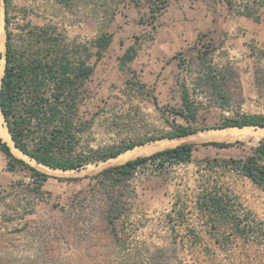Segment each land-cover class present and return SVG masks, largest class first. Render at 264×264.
I'll list each match as a JSON object with an SVG mask.
<instances>
[{"label":"rangeland","instance_id":"1","mask_svg":"<svg viewBox=\"0 0 264 264\" xmlns=\"http://www.w3.org/2000/svg\"><path fill=\"white\" fill-rule=\"evenodd\" d=\"M195 1L11 0L10 29L17 42L27 24L56 26L75 43L92 42L102 32L114 35L101 59L91 47L95 71L79 103L84 154L157 138L134 148L146 151L178 125L207 128L198 132L207 138L186 140L195 144L194 162L163 169L148 162L120 186L104 171L129 159L55 169L11 147L49 174L40 192L29 169H7L8 157L0 150V264H264V190L237 170L199 164L245 158L264 142L255 135L264 132L259 126L245 139H224L234 143L229 147L211 144L208 137L226 118L264 116V0ZM245 4L260 20L240 12L248 10ZM177 11L194 26L207 20L206 31L193 36L187 30L179 41L165 38L164 47L156 39L158 27ZM5 41L6 33L0 54ZM130 45L136 57L121 68ZM4 62L0 57V66ZM206 65L216 71L220 91L206 81ZM185 91L195 105L194 121L178 113ZM215 185L232 195L236 222L249 228L246 234L232 223L213 229L206 222L196 197L202 186Z\"/></svg>","mask_w":264,"mask_h":264},{"label":"trees","instance_id":"2","mask_svg":"<svg viewBox=\"0 0 264 264\" xmlns=\"http://www.w3.org/2000/svg\"><path fill=\"white\" fill-rule=\"evenodd\" d=\"M3 1L6 41L5 52L0 54V57L5 59L0 84V110L14 144L21 151L38 163L51 168L73 169L89 161L107 160L138 144L157 139L151 137L146 141L132 142L117 149L96 154V156L95 151L84 154L79 149V134L82 131L79 120V103L85 84L95 71V66L89 61L93 55L91 47L96 48L94 54L98 60L101 59L111 45L114 35L110 32H102L92 42L75 43L70 41L66 34L56 26L27 24L23 29L21 40L17 42L10 29L11 0ZM228 1L231 4L234 3V0ZM245 7L247 8L248 5L245 4ZM247 9L240 12L260 20V17L255 16L249 7ZM135 57V45L128 46L121 56V68H125ZM205 71L206 81L208 79V83L220 91L213 66L206 65ZM186 95H188L187 91L183 96L184 107L178 113L188 121H194L196 120L195 105ZM227 102L225 101L223 106H226ZM247 125L264 127V116L226 118L222 124L213 126V128ZM197 131L198 128L178 125L173 132H168L158 138L185 136ZM210 143L222 147L234 145L226 141ZM194 149L195 144L192 142L181 143L149 155L129 159L108 168L104 174L112 179L114 186L124 185L135 175L139 167L145 166L148 162L159 169L192 162ZM0 150L8 157L7 169L10 171H15L17 167L29 169L36 191L40 192L49 174L16 156L11 146L1 137ZM199 164L210 170L215 167L237 170L264 190V142H261L253 153L245 158L205 159L199 161ZM196 204L202 212L206 213V222L208 220L211 228L216 229L218 223H232L237 226L236 229L241 231V234L248 232L249 228L241 229V222H236L235 201L230 192L222 191L216 185L202 186L201 192L196 197ZM32 211L33 207L27 213ZM113 218L116 219L117 216L111 215L110 219ZM110 221L114 223V220ZM4 263L6 264L5 260Z\"/></svg>","mask_w":264,"mask_h":264},{"label":"bare ground","instance_id":"3","mask_svg":"<svg viewBox=\"0 0 264 264\" xmlns=\"http://www.w3.org/2000/svg\"><path fill=\"white\" fill-rule=\"evenodd\" d=\"M4 38H5L4 1L0 0V43H1V41L4 40ZM3 72H4V67L0 66V84H1V78L3 77L2 76ZM252 127L253 126H249V125L243 126V127H239V126L226 127L225 129H222V130L228 129L229 131L226 133L220 134L218 136V138H220V139L244 138L245 139L246 137H248L254 133L251 129ZM255 135H257L256 137H264V132H262V133L257 132ZM0 137L3 139V141L7 142V144H9L11 147H13V151L16 155H20V154L22 155V153H20L22 151L18 147L15 146L14 141L11 138L10 132H9L5 122H4V118H3L1 110H0ZM194 137L196 138V136H194ZM194 137L178 136V137H172V138H163L162 140L159 141L158 145H155V146L151 147L150 149H147L146 151H148V150L154 151V150H157L159 148L174 147V146L179 145L181 143L187 142L186 141L187 139H194ZM134 148H132L133 150L130 149L127 152L125 151V153L124 152L121 153V155L119 154L117 156H114L116 158L113 159V162H123V161H125L124 159L133 158L134 154H137L140 152H146V151H143L144 149H134Z\"/></svg>","mask_w":264,"mask_h":264},{"label":"crops","instance_id":"4","mask_svg":"<svg viewBox=\"0 0 264 264\" xmlns=\"http://www.w3.org/2000/svg\"><path fill=\"white\" fill-rule=\"evenodd\" d=\"M197 2L199 3H202V1L201 0H197ZM197 2L195 1V5L197 4ZM206 4V3H205ZM174 5V4H173ZM175 6V5H174ZM205 8V9H204ZM203 8V13H207V7H204ZM193 17H195L194 15H193ZM213 20V19H212ZM185 20H183L182 19V14L180 13V12H176V13H174V16H168L167 18H166V20H162V24H161V26L160 27H158L159 28V32L156 34V39L159 41V39H160V42H162L163 43V45H164V47H166V44H164V42H165V38H167V39H169V40H177V41H179V39H180V37L182 36V34H184V33H186L187 32V30H188V32L190 33V34H192L193 36H196L197 35V33L199 32V31H202V30H205L206 31V28H207V20L206 21H204L202 24H197V26H194V24H192V22H184ZM251 22V26H253L254 27V25H253V20H249V22L248 23H250ZM161 28V29H160ZM254 30L252 29H249V32L248 33H251V32H253ZM173 44V43H172ZM174 45V44H173ZM179 45H181V44H179ZM226 128V127H225ZM225 128H218L217 130L215 129L214 131L215 132H210L209 134H208V137H212V139L210 140V142H213V141H217V142H223L224 141V139H220V138H218V134H217V131L218 130H222V129H225ZM214 129V128H213ZM207 130V128H205V129H203L202 130V128H198V131L196 132V133H193V134H188V135H185V136H190V137H194V136H196V138L194 137V139H198V138H207L206 136H207V132H205V133H203V134H201V135H199L198 134V132H203V131H206ZM198 135V136H197ZM206 135V136H205ZM205 136V137H204ZM235 139V138H234ZM217 146V145H216ZM220 147H222V146H220ZM195 150V149H194ZM20 153H22V155L20 154L19 156H21V157H28V158H30L31 159V157H29V156H27L26 154H24L23 152H20ZM18 156V157H19ZM193 157H194V153H193ZM193 160H194V158H193ZM33 161L34 162H37L36 160H34L33 159ZM192 162H194V161H192ZM38 163V162H37ZM189 163H191V162H188V163H181V164H179V165H186V164H189ZM39 164H41V163H39ZM42 165V164H41ZM44 166H46V165H44Z\"/></svg>","mask_w":264,"mask_h":264},{"label":"water","instance_id":"5","mask_svg":"<svg viewBox=\"0 0 264 264\" xmlns=\"http://www.w3.org/2000/svg\"><path fill=\"white\" fill-rule=\"evenodd\" d=\"M16 146V145H15ZM17 147V146H16ZM23 152V151H22ZM24 153V152H23ZM24 154H26V153H24ZM27 155V154H26ZM28 156V155H27Z\"/></svg>","mask_w":264,"mask_h":264}]
</instances>
